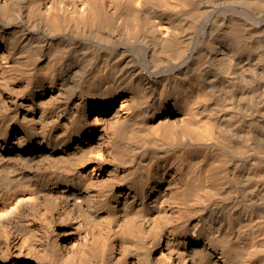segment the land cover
I'll return each instance as SVG.
<instances>
[{
  "label": "bare ground",
  "instance_id": "obj_1",
  "mask_svg": "<svg viewBox=\"0 0 264 264\" xmlns=\"http://www.w3.org/2000/svg\"><path fill=\"white\" fill-rule=\"evenodd\" d=\"M0 264H264V0H0Z\"/></svg>",
  "mask_w": 264,
  "mask_h": 264
}]
</instances>
